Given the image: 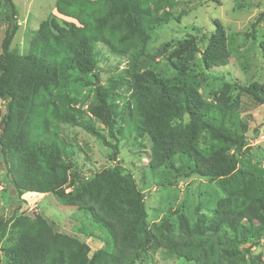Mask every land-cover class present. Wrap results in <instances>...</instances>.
Returning <instances> with one entry per match:
<instances>
[{
  "label": "trees",
  "instance_id": "trees-1",
  "mask_svg": "<svg viewBox=\"0 0 264 264\" xmlns=\"http://www.w3.org/2000/svg\"><path fill=\"white\" fill-rule=\"evenodd\" d=\"M187 2L57 0L56 15L32 32L24 54L10 51L19 30L12 0L0 2L6 24L0 45V156L7 187L20 200L26 194L53 195L86 216L87 232L100 230L103 241L91 253L85 242L55 232L40 215L14 208L0 216L4 264H136L158 250L188 264H264L248 258L251 247H241L242 240L255 245L264 236V168L248 155L252 121L241 115L240 100L229 95L228 85L206 100L188 80L197 56L205 70L227 67L246 38L227 34L214 21L204 48L193 35L177 42L171 56L178 76L172 83L144 64L152 34ZM263 20L264 12L250 32L254 40ZM259 48L264 62V42ZM112 60V74L103 73L108 69L102 63ZM102 73L110 75L106 86ZM90 86L93 101L82 109L81 93ZM239 89L264 104V85ZM61 126L82 130L108 148L110 157L118 155V135L132 131L151 143V173L163 168L217 182L223 196L210 215L197 207L194 223L176 209L160 224H149L146 195L132 174L118 161L82 176L75 167L81 148Z\"/></svg>",
  "mask_w": 264,
  "mask_h": 264
},
{
  "label": "rangeland",
  "instance_id": "rangeland-1",
  "mask_svg": "<svg viewBox=\"0 0 264 264\" xmlns=\"http://www.w3.org/2000/svg\"><path fill=\"white\" fill-rule=\"evenodd\" d=\"M188 1L173 13L174 17L168 23L158 28L151 36L146 50L144 64L163 79L174 82L178 76L172 63H177L171 56L175 44L186 39L189 35L197 36L199 47L204 48L210 35L214 31L213 22H218L227 34H237L245 37L244 47L232 55L227 67L205 70L200 63V56L190 64L189 76L198 92L206 100H211L225 85L229 87V95L240 100L242 116H249L248 155L252 162L264 168V104L240 91L239 86L255 83L264 85V62L259 43L264 42V20L255 27V40L250 36L253 25L261 13L264 12V0H185ZM2 3L3 0H0ZM57 0H12L14 13L19 24L10 47L16 54L27 51L28 41L32 32L47 18L56 15L54 6ZM183 9V10H182ZM4 6H0V45L6 28L3 15ZM186 13V15H184ZM1 52V49H0ZM102 67L112 74L116 62H103ZM120 69V68H119ZM100 75L101 84L107 85L104 74ZM88 81V79L86 80ZM118 92L115 91L116 95ZM79 104L86 109L93 101V87L85 88ZM119 107L121 102H117ZM2 104L0 103V109ZM97 127H101L98 125ZM125 128V127H123ZM61 132L68 138L74 139L81 148V153L75 159V167L86 178L95 172L112 167L118 161L132 174L139 190L146 195L145 205L149 224H160L166 213L176 209L186 213L191 223L195 222V210L202 207L206 215L214 203L223 196L217 182H208L197 177L184 178L175 171L159 169L156 173L148 170L151 143L148 139L135 138V133L129 131L119 136L118 155L110 157V150L80 129L61 126ZM124 135V136H123ZM118 162V163H119ZM5 165L0 156V216L8 215L10 210L18 209L19 214L29 217L40 215L55 232L75 236L85 242L91 253L103 247L100 230L87 232L88 219L81 213L61 205L53 195L26 194L21 200L13 190L7 187L5 181ZM163 178L165 184L159 186ZM68 191V190H67ZM175 223V218L172 220ZM82 227V234L78 229ZM241 247L250 248L248 258H256L257 262H264V236L259 244L242 240ZM0 264L3 257L0 253ZM136 264H188L184 259L167 257L164 250L150 254V258L142 257Z\"/></svg>",
  "mask_w": 264,
  "mask_h": 264
}]
</instances>
